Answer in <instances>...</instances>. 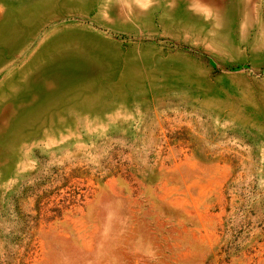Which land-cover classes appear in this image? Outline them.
<instances>
[{"label":"rangeland","instance_id":"374dc122","mask_svg":"<svg viewBox=\"0 0 264 264\" xmlns=\"http://www.w3.org/2000/svg\"><path fill=\"white\" fill-rule=\"evenodd\" d=\"M190 1L0 0V264H264V0Z\"/></svg>","mask_w":264,"mask_h":264},{"label":"crops","instance_id":"0c3cea01","mask_svg":"<svg viewBox=\"0 0 264 264\" xmlns=\"http://www.w3.org/2000/svg\"><path fill=\"white\" fill-rule=\"evenodd\" d=\"M193 0H191L190 2H192ZM193 2H196V3H198L200 6H203V7H201L200 8V11L201 12H196V13H199L200 15H201V18L202 17H204V19H208V14H207V12H205V9H204V6H205V8H208V2H207V0H195V1H193ZM192 2V3H193ZM248 44V43H247ZM233 47L235 48V46L233 45ZM231 50L232 51H242V50H240V49H238V50H235V49H233L232 47H231ZM264 51V50H263ZM248 62V61H247ZM251 70H254L253 68H250Z\"/></svg>","mask_w":264,"mask_h":264}]
</instances>
